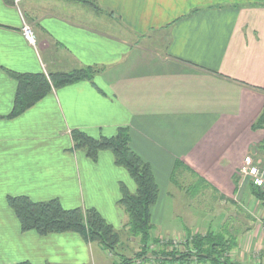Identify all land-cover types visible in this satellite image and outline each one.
Segmentation results:
<instances>
[{"label": "crops", "instance_id": "crops-1", "mask_svg": "<svg viewBox=\"0 0 264 264\" xmlns=\"http://www.w3.org/2000/svg\"><path fill=\"white\" fill-rule=\"evenodd\" d=\"M92 2L103 11L69 0H23L18 8L0 0V264L114 258L76 232H22L6 202L8 195L57 198L64 208H95L122 228L119 182L130 192L135 184L111 151L92 161L73 148V129L93 137L128 129L131 149L150 164L158 185L154 225L163 221L170 191L183 192L172 182L176 161L179 180H191L185 175L191 173L227 199L247 189L239 167L246 156L255 159L264 139L263 128L251 129L264 103V0ZM87 66L100 69L91 80L52 88L21 114L5 117L16 89L9 71ZM253 232L258 243L259 223Z\"/></svg>", "mask_w": 264, "mask_h": 264}, {"label": "trees", "instance_id": "trees-1", "mask_svg": "<svg viewBox=\"0 0 264 264\" xmlns=\"http://www.w3.org/2000/svg\"><path fill=\"white\" fill-rule=\"evenodd\" d=\"M76 1L87 2V0ZM99 70L97 67L87 66L70 72L49 74L9 71L8 74L16 82V89L12 108L5 117L12 118L21 114L43 98L52 88L79 80H91ZM262 128L264 129V103L259 115L251 125L252 130ZM70 136L73 148L82 150L92 161H96L100 151H111L114 163L123 167L133 180L135 184L133 192H130L123 182H119L120 197L117 204L126 215V221L120 230L125 232L127 238L138 239L139 250L132 257L125 256L118 251L122 232L109 224L95 208H64L57 198L34 201L25 195H8L6 202L14 212L22 232L34 230L40 235L76 232L85 241L96 242L104 250L117 257L118 262L114 261V264H133L135 259H145L149 255L156 261L159 260V264H189L192 261L199 264L205 262L209 264H231L225 253L235 247L236 238L226 230L217 232L207 230L204 234H195L191 238L187 237L178 246L173 245L170 239L164 242L162 239L153 237L154 224L151 222L150 208L156 202L158 185L155 182L150 164L142 160L131 149L129 132L126 127H118L115 134L111 136L93 137L78 129L71 130ZM255 148L264 151V139ZM174 166L172 182L181 186V180H186L185 178L179 180L181 164L176 161ZM193 178L190 173L192 182ZM196 180L200 184L197 186L213 190L206 183L204 184L199 179ZM247 186L251 196L259 201L260 206L264 208V192L250 181ZM226 200L234 204L232 199ZM163 242L165 243L164 246L158 250L150 249L153 243L160 244ZM14 264L34 263L25 260Z\"/></svg>", "mask_w": 264, "mask_h": 264}, {"label": "rangeland", "instance_id": "rangeland-1", "mask_svg": "<svg viewBox=\"0 0 264 264\" xmlns=\"http://www.w3.org/2000/svg\"><path fill=\"white\" fill-rule=\"evenodd\" d=\"M90 1L92 0L78 2L93 11H103L95 2ZM255 156L256 160L251 156L254 163L264 166V151L257 150ZM185 175L190 177L188 173ZM181 181L183 192L170 191L163 212V221L160 225H154L153 237L162 239L164 242L169 239L176 241L177 243H173V245L178 246L187 237L191 238L195 234H204L207 230L215 232L226 230L236 238L235 247L225 253L231 264H264V232H262L264 208L260 206L259 201L251 196L247 186L249 180L246 178L241 179L242 188L247 187V189H244L243 195L234 197V200L232 199L234 204L213 190L197 186L199 182L195 178H193V182L184 179ZM239 197H241V200H239ZM258 223V233L263 238L257 243L253 231ZM119 231L122 233L118 251L125 256L132 257L139 250L138 239L127 238L123 230L119 229ZM250 241H252V244L255 241L256 246L252 247L251 244L250 248H252L247 250ZM164 242L160 244L153 243L150 249L158 250V248L164 246ZM254 249L255 252H253ZM247 254L249 256L245 258ZM149 256L145 259H135L133 264H159V260L156 261ZM108 261L111 264L114 261L118 262V259L117 257L108 258ZM189 264L199 263L192 261ZM203 264L209 263L205 262Z\"/></svg>", "mask_w": 264, "mask_h": 264}, {"label": "built area", "instance_id": "built-area-1", "mask_svg": "<svg viewBox=\"0 0 264 264\" xmlns=\"http://www.w3.org/2000/svg\"><path fill=\"white\" fill-rule=\"evenodd\" d=\"M22 1L23 0H12V4L18 8ZM22 32L24 37L28 41L30 42L33 41L31 29L27 24L23 25ZM238 174L242 180L244 178L248 179L251 183L257 186L262 192H264V166L255 164L251 156H246L244 158L241 166L239 167ZM262 232H264V226H262ZM173 243L175 244L177 242L172 241V244ZM255 249L253 252H255Z\"/></svg>", "mask_w": 264, "mask_h": 264}]
</instances>
